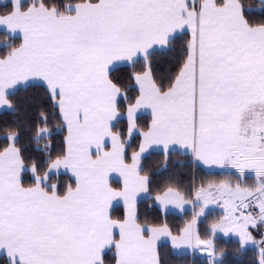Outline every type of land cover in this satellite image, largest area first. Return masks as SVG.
<instances>
[{
    "label": "snow or ice",
    "instance_id": "snow-or-ice-1",
    "mask_svg": "<svg viewBox=\"0 0 264 264\" xmlns=\"http://www.w3.org/2000/svg\"><path fill=\"white\" fill-rule=\"evenodd\" d=\"M3 7L0 30L21 42H0L7 50L0 109L15 111L10 96L19 90L43 88L67 135L59 154L29 163L19 131L5 133L0 264H162V241L174 253L198 250L207 264H223L217 233L238 237L242 249L257 243L249 227L264 226V20L249 18L245 0H7ZM178 43L173 70L158 81L153 56ZM143 112L151 116L146 130ZM50 135L46 127L37 132ZM177 151L235 170L228 174L237 182L201 186L193 199L172 186L152 197L142 162ZM61 169L72 182H53ZM112 173L122 188L111 186ZM145 199L165 215L190 205L192 219L177 234L167 223L142 224L137 205ZM212 204L224 214L210 225L212 238L202 239L197 224ZM252 207L258 212L245 211Z\"/></svg>",
    "mask_w": 264,
    "mask_h": 264
},
{
    "label": "trees",
    "instance_id": "trees-1",
    "mask_svg": "<svg viewBox=\"0 0 264 264\" xmlns=\"http://www.w3.org/2000/svg\"><path fill=\"white\" fill-rule=\"evenodd\" d=\"M62 3L71 2V0H60ZM5 3L0 4V13L5 11ZM246 8L250 10L249 18L254 22L264 20V6L260 0H245ZM5 39L16 44L21 41L11 36H5L0 31V42ZM181 45H174L172 50H160L153 56V72L158 81L166 78L173 70L176 58L180 55ZM6 49H0V55L6 53ZM123 67V66H120ZM126 79V74L114 73ZM135 95V93H132ZM15 111L8 109L0 113V149L6 147L9 143L5 138V133L9 130L19 131L18 147H21L23 154L30 163L32 160L40 161L47 158V153L51 152L53 156L60 153L63 147L66 129L62 127L63 120L58 109L52 107L47 92L43 88H28L19 90L15 95L10 96ZM46 118V119H45ZM151 121L150 115H141L139 121L140 127L146 130L147 124ZM46 127L51 133L50 136L37 137L39 129ZM120 127H123L121 125ZM51 147L45 149V145ZM143 167L150 177V194L155 197L162 193L168 186H172L181 191L188 199H193L195 190L205 186L212 181H219L225 175L218 173H209L200 165L193 161L190 155L175 152L165 159L162 152H154L145 159ZM166 166L167 169L162 173L158 170ZM59 179L61 182L70 183L72 177L65 173H60L57 178L52 176L53 182ZM123 213V207L119 206L112 210L114 218H119ZM138 216L140 223L150 225H160L167 223L174 234L184 227L192 219V212L184 215L168 214L165 215L154 204L153 199H145L138 203ZM216 214H209L199 224L201 237L207 239L210 225L216 220ZM217 253L222 254L223 264H259V253L255 248L242 249L239 242L234 239H225L217 237L214 240ZM162 264H207V260L199 255H178L171 250L168 244H162L159 247ZM111 253H109V257ZM3 256L0 257V261Z\"/></svg>",
    "mask_w": 264,
    "mask_h": 264
},
{
    "label": "crops",
    "instance_id": "crops-1",
    "mask_svg": "<svg viewBox=\"0 0 264 264\" xmlns=\"http://www.w3.org/2000/svg\"><path fill=\"white\" fill-rule=\"evenodd\" d=\"M263 5H264V0H260ZM6 0H0V4H3L5 3ZM2 31V30H0ZM160 51V50H158ZM8 109H0V113L1 112H4ZM142 115H150L149 112H143ZM66 129V128H65ZM66 135H67V131H66ZM109 147H110V143H109ZM94 151V149H93ZM180 152V151H178ZM198 165H200L205 171L209 172V173H218V174H223L225 175L224 178L222 180H219V181H212L210 183H213V184H219L223 181H228V180H231V182L233 184H235L237 182V177L235 175H229L228 172H234L235 170H232V169H222L220 167H217V166H212L211 168H209V166H206V165H203L202 163L200 162H196ZM60 173H65V174H68L71 176V173H66L63 169L60 170ZM109 183L111 184V186L115 189H120L122 188V178L119 176L118 173H112L109 177ZM246 183H247V186L249 187H252L254 185V181L253 179L251 178H246ZM209 184V183H208ZM207 184V185H208ZM205 185V186H207ZM194 198V197H193ZM139 203V202H138ZM121 207L122 204L120 205ZM158 206V205H157ZM188 208V211L187 212H191V206L190 205H187L186 206ZM137 210H138V205H137ZM187 212H180L179 210H176L174 212V214H178V215H184L185 213ZM207 212V215L209 214H216L217 217H216V220L213 222V223H216L218 222L222 217H223V208L222 206L218 205V204H212L209 206V209L206 210ZM206 215V216H207ZM206 217H201L198 224H197V229L199 230V224L202 220H204ZM212 223V224H213ZM249 231L252 233L254 239L257 241V243L255 245L253 244H249L247 245L245 248H243L244 250L245 249H248V248H256L257 245H259L261 243V241H263L264 239V226H261V225H257L256 228H252L251 226L249 227ZM174 234V233H173ZM217 237H223L225 239H234V240H237L238 241V237L234 236V235H229V236H225L223 233H217L214 240L217 238ZM202 239H205L203 237H201ZM212 238V237H210ZM210 238H207V239H210ZM162 244H168L170 245V242H164L162 241L160 245ZM160 247V246H159ZM159 250V249H158ZM176 254L178 255H192V256H195V255H199L201 257H203L204 259L207 260V254L204 253V252H200V251H193L192 249H182L180 252H177ZM218 256H220V258H222V254L220 253H217ZM2 255H0L1 257Z\"/></svg>",
    "mask_w": 264,
    "mask_h": 264
},
{
    "label": "rangeland",
    "instance_id": "rangeland-1",
    "mask_svg": "<svg viewBox=\"0 0 264 264\" xmlns=\"http://www.w3.org/2000/svg\"><path fill=\"white\" fill-rule=\"evenodd\" d=\"M263 241H264V239H263ZM261 247H264V244H262V243H260L259 245H257V247L255 248L257 251H258V253H259V261H260V248ZM222 258H223V256H222ZM222 258H221V260H222Z\"/></svg>",
    "mask_w": 264,
    "mask_h": 264
},
{
    "label": "built area",
    "instance_id": "built-area-1",
    "mask_svg": "<svg viewBox=\"0 0 264 264\" xmlns=\"http://www.w3.org/2000/svg\"><path fill=\"white\" fill-rule=\"evenodd\" d=\"M245 211L246 212L251 211V212H253V214H255L256 212H258V209H256L255 207H252V208L246 209ZM263 233H264V231H263Z\"/></svg>",
    "mask_w": 264,
    "mask_h": 264
},
{
    "label": "water",
    "instance_id": "water-1",
    "mask_svg": "<svg viewBox=\"0 0 264 264\" xmlns=\"http://www.w3.org/2000/svg\"><path fill=\"white\" fill-rule=\"evenodd\" d=\"M167 169L166 166H163L161 167L159 170H158V173H162L163 171H165Z\"/></svg>",
    "mask_w": 264,
    "mask_h": 264
}]
</instances>
